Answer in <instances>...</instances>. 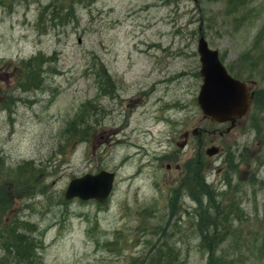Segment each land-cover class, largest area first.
Instances as JSON below:
<instances>
[{"label":"rangeland","instance_id":"374dc122","mask_svg":"<svg viewBox=\"0 0 264 264\" xmlns=\"http://www.w3.org/2000/svg\"><path fill=\"white\" fill-rule=\"evenodd\" d=\"M200 35L260 96L208 161L205 133L224 129L197 105ZM38 55L32 89L25 64ZM198 167L228 206L223 239L212 225L202 242L184 215L198 209L186 186ZM100 170L116 174L107 203L64 199L71 179ZM18 177L36 193L20 196ZM4 183L15 185L2 201L0 261L3 231L28 222L43 233L34 264H147L160 245L178 264H264V0H0Z\"/></svg>","mask_w":264,"mask_h":264},{"label":"trees","instance_id":"16d2710c","mask_svg":"<svg viewBox=\"0 0 264 264\" xmlns=\"http://www.w3.org/2000/svg\"><path fill=\"white\" fill-rule=\"evenodd\" d=\"M41 55H38L34 59L30 60L28 63L25 64V72L27 74L26 78L30 82L28 86H32L33 88H38L39 85L37 84V76L34 74H30L29 66L33 64V67L36 68L38 65H41L42 63L39 62L41 59ZM43 62V61H42ZM103 76L101 77V81L103 82L106 80L108 83L110 81V78L102 71ZM31 75V76H30ZM106 83V84H107ZM260 102V96L257 94L255 95L254 103H253V110L257 109V105ZM77 121H75L73 124L76 125ZM76 126L71 127V131H68L69 138L73 139L75 134L79 132V128ZM84 129L87 130V127ZM85 133V132H84ZM200 160H204V157L202 156ZM31 164H34L30 162L27 166L31 167ZM229 168V171H233L234 168L232 165ZM197 168V170L194 172L193 182H196L195 186H191L190 184L186 183L187 186V193L189 198L195 203V207L198 209L193 208H187L185 209V214L187 220H190L192 222V219L195 220V227L197 228L199 239L204 242L206 241V231L207 227L215 226V232L220 233V238L223 239L222 234L224 232L221 231L223 227H226L228 231V223L230 221V215L227 211V207L223 205V194H218L214 191V189H211V186L206 183L205 177L202 174V169ZM22 170V169H20ZM31 170L34 172L31 175L37 176V169L31 167ZM17 184L20 185V188L22 190V193L20 196L27 197V195H34L36 193L34 186L31 185L28 181L21 180L19 177L17 178ZM12 185L11 183H4V187H0V219L4 217L5 209L4 204L2 201H4L8 193L10 192ZM225 195V193H224ZM176 210V209H175ZM175 210L171 211L173 213ZM213 213V215H212ZM215 215L222 216L221 219L218 220V222H214ZM242 215H239L238 213H235L233 220H241ZM178 222H181L180 215L177 218V222L175 226L178 224ZM18 227L22 228H16L13 230L3 231V239L5 240V243L3 244V247L6 246V250L9 252V255L0 261V264H34L36 261L40 259L37 250L42 246L43 243V233H41V239L34 236L36 230V226L34 224H30L28 222H22L20 225H17ZM219 228V231H218ZM4 232H6V235H4ZM28 233H31L28 234ZM28 236H27V235ZM30 235V236H29ZM34 236V237H32ZM169 236V235H168ZM240 238V237H238ZM167 245V242H165ZM157 245H155L156 247ZM203 247L205 249H211L214 247V244L208 243L206 246L205 244H201L200 247ZM165 245L158 246V252L155 255H152L150 257V260L147 262V264H175L179 263L177 260V254L175 255L172 251V248L175 249V247L167 246V251H164L163 248H165ZM201 247V248H202ZM202 248V249H203ZM177 252V251H176ZM178 253V252H177ZM137 259V258H136ZM135 259V260H136ZM212 261V258H210V262ZM223 262V261H222Z\"/></svg>","mask_w":264,"mask_h":264},{"label":"water","instance_id":"95a60500","mask_svg":"<svg viewBox=\"0 0 264 264\" xmlns=\"http://www.w3.org/2000/svg\"><path fill=\"white\" fill-rule=\"evenodd\" d=\"M197 52L201 63L200 87L197 103L204 117L211 118L217 123L230 122L246 115L253 99L245 83L230 76L219 59L218 52L208 47L201 35L198 40ZM183 147V145H181ZM217 149L211 148L208 155H214ZM115 174L101 171L97 174H86L73 179L67 186L65 198L81 201L95 200L105 203L113 190Z\"/></svg>","mask_w":264,"mask_h":264},{"label":"flooded vegetation","instance_id":"af4514ba","mask_svg":"<svg viewBox=\"0 0 264 264\" xmlns=\"http://www.w3.org/2000/svg\"><path fill=\"white\" fill-rule=\"evenodd\" d=\"M253 84H254V83H253ZM238 123H239V122H237V123L235 124L234 128H232L231 130H229L230 124H225V125H223V129H224V131H223V132H222V131L219 132L218 136L216 135V132H215V131H213V132H206L205 135H212V136H210V138H211V142L208 143V144L213 145L214 143H217V142H216V139H218V140L223 139L226 135H228L230 132H232V131L236 128V126L238 125ZM221 150H222V148L219 149V153L217 154V156H220V154H221ZM201 152H202V151H201ZM201 152H199V153H201ZM168 167H169V168H168ZM168 167H167V169L169 170V169H170V166H168Z\"/></svg>","mask_w":264,"mask_h":264}]
</instances>
